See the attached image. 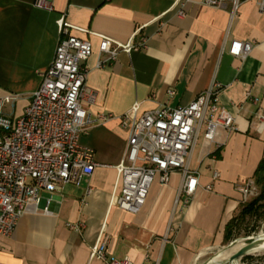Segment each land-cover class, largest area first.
I'll return each instance as SVG.
<instances>
[{"label": "crops", "instance_id": "obj_1", "mask_svg": "<svg viewBox=\"0 0 264 264\" xmlns=\"http://www.w3.org/2000/svg\"><path fill=\"white\" fill-rule=\"evenodd\" d=\"M33 1L0 0V98L9 99L4 115L16 119L17 110L20 117L39 87L64 13L71 34L92 43L93 53L83 64L85 84L96 98L82 102L92 114L117 117L135 104L138 116L159 105L183 106L216 81L218 104L233 115L236 129L218 149L210 146L209 155L199 140L191 160L198 184L186 205L175 204L181 173L173 171L166 183L155 175L139 211L129 213L113 203L121 191L117 165L127 130L118 118L91 126L79 144L93 151L92 174L79 186L40 191L38 212L23 214L8 237L0 236V264H106L91 257L99 237L107 257L128 258L131 264H200L208 251L224 244L225 225L242 204L238 187L253 179L264 157V126L257 117L264 108V15L254 0L234 13L229 3L217 8L202 0H51V11ZM136 30L134 41L145 39L144 48L121 51L97 67L101 36L125 43ZM232 40L252 43L244 59L227 52ZM8 104L11 114L4 112ZM218 137L224 139V133ZM46 204L50 212L43 211ZM68 222L83 227L71 230Z\"/></svg>", "mask_w": 264, "mask_h": 264}, {"label": "built area", "instance_id": "obj_2", "mask_svg": "<svg viewBox=\"0 0 264 264\" xmlns=\"http://www.w3.org/2000/svg\"><path fill=\"white\" fill-rule=\"evenodd\" d=\"M250 0H202L211 7L230 4L234 13L239 5ZM259 13L264 15V0H254ZM34 7L53 10L51 0H34ZM182 16L183 11L179 10ZM137 30L125 43L101 36L98 43L97 67L114 60L119 52L129 54L146 46L145 39L134 41ZM252 43L232 40L227 52L239 59L249 53ZM93 53L88 39L71 34V26L60 15L59 37L53 58L41 73L39 87L32 93L28 105L16 119L2 112L9 99L0 98V236L8 237L18 219L26 213H37L40 191L52 192L57 184L79 186L97 165L93 151L79 144L81 134L96 124L118 118L127 130V139L121 162L117 165L121 182L119 195L113 203L129 213H137L143 205L155 175L161 183L168 181L173 171L181 173V184L175 204L186 205L198 184L199 172L191 167V160L199 142L218 149L235 129V118L219 106V83L211 84L183 106L159 105L137 115L138 104L119 116L92 114L82 102L93 103L96 92L86 84L87 68L84 62ZM169 95L172 90L167 91ZM260 126H264V108L258 112ZM224 139H219V133ZM218 172H212V179ZM205 189L210 190L211 185ZM241 203L255 197L258 188L253 179L238 187ZM90 192L88 188L86 194ZM44 212H50L48 205ZM67 227L79 231L81 222H68ZM106 242L100 239L91 246V257L98 256L106 264H131L128 258L106 256ZM146 250L143 259L148 261Z\"/></svg>", "mask_w": 264, "mask_h": 264}, {"label": "rangeland", "instance_id": "obj_3", "mask_svg": "<svg viewBox=\"0 0 264 264\" xmlns=\"http://www.w3.org/2000/svg\"><path fill=\"white\" fill-rule=\"evenodd\" d=\"M4 112L6 114L12 113V108L9 104L4 107ZM17 117H19V113L16 110L14 111V118H17ZM239 211L236 215V220L234 223L231 240L227 242L226 244H223L220 247H215L211 249L210 251H208V253L204 257H202L201 259L202 261H204L205 259L209 257L216 256L219 252H221L224 249L231 248L232 245H230V243H232L233 246L241 244V243L244 244L248 242V238L256 237V236L264 234V220H256L255 218H249V217L245 219H241L239 216ZM226 260L227 259L221 260L220 262L216 260V263L227 264ZM236 262L237 264H264V249L249 253L248 255H245L244 258H240ZM233 264H235V262Z\"/></svg>", "mask_w": 264, "mask_h": 264}, {"label": "trees", "instance_id": "obj_4", "mask_svg": "<svg viewBox=\"0 0 264 264\" xmlns=\"http://www.w3.org/2000/svg\"><path fill=\"white\" fill-rule=\"evenodd\" d=\"M253 180L258 188V193L255 197L241 204L239 216L241 219L249 217L255 218L256 220H264V157L259 160L254 170ZM235 220L236 216L225 225L224 244L229 242L232 238Z\"/></svg>", "mask_w": 264, "mask_h": 264}, {"label": "water", "instance_id": "obj_5", "mask_svg": "<svg viewBox=\"0 0 264 264\" xmlns=\"http://www.w3.org/2000/svg\"><path fill=\"white\" fill-rule=\"evenodd\" d=\"M264 239V234L256 237L248 238V242L244 243L241 247H239L236 251H234L226 260L227 264H233L235 261L243 258L245 255H248L250 251L257 248ZM230 245L233 246L232 243ZM215 257V256H214ZM214 257H209L202 261L200 264H218L216 261H213Z\"/></svg>", "mask_w": 264, "mask_h": 264}, {"label": "bare ground", "instance_id": "obj_6", "mask_svg": "<svg viewBox=\"0 0 264 264\" xmlns=\"http://www.w3.org/2000/svg\"><path fill=\"white\" fill-rule=\"evenodd\" d=\"M243 245V243L241 244H238V245H234L232 246L231 248L229 249H224L222 250L221 252H219L214 258H213V261H221V260H225L227 259L234 251H236L239 247H241ZM261 249H264V240L261 242V244L253 249L252 251H250V253L252 252H256V251H259ZM218 250V249H217ZM220 251V250H219ZM195 263V262H194ZM235 264H237V262L235 261Z\"/></svg>", "mask_w": 264, "mask_h": 264}]
</instances>
